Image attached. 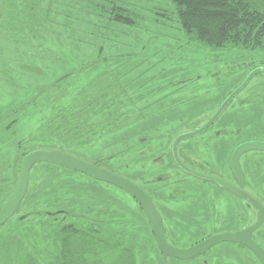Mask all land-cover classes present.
Wrapping results in <instances>:
<instances>
[{
	"label": "rangeland",
	"instance_id": "374dc122",
	"mask_svg": "<svg viewBox=\"0 0 264 264\" xmlns=\"http://www.w3.org/2000/svg\"><path fill=\"white\" fill-rule=\"evenodd\" d=\"M129 1L136 7L144 9L155 7L154 4L156 5L157 2L167 3L166 0ZM261 7H264V0H261ZM143 13L151 17L149 11H143ZM56 18L55 27L61 28L60 20H58L61 17L56 16ZM102 26L96 30L99 36L98 45L106 42V39L110 40L111 37H114L111 31L102 30ZM114 29L116 30L115 27ZM150 29L148 34L139 29H125L123 33L130 34L133 37L132 41H135V49L130 48L129 50V52L133 51V55L121 59L114 58V61L118 62L116 72L119 75L125 74L123 77L125 81L136 79L131 85L132 90H138L136 94H140V97L145 95L137 103V106L135 105L130 110L131 120L120 130L104 135L89 146L72 148L69 153L92 163L98 162L109 170L119 174L122 172L121 175L124 174L139 181L143 178L150 179L151 184V177L157 173L154 169L155 173L150 174L151 169H148V161L153 158V155L161 153L164 149H170L172 141L180 133L192 128L193 125L201 124L206 118L208 119L216 111L215 109L224 94L235 86L249 69L238 68V64L246 62L252 65L259 62L264 54L257 50L226 51L220 55L222 62L216 63L207 50H199L185 44L186 37L183 36L184 34L182 35L181 28L174 26L171 29L163 27L158 30L154 27H150ZM151 34L157 35L158 42H148V37ZM44 37L42 42L50 50V53L44 52L50 56L54 68L52 70V67L50 68L44 63L40 65L43 68L42 72L37 70L35 73L40 75L27 80L31 74L25 75L26 69L31 65H28L29 60L26 59L32 58L34 61L35 59L32 55L30 57L19 56L10 44L4 41V38L7 37L0 36V48H2L0 51V179H2L0 208L7 202L16 187L23 156L34 149L48 148L41 147V143H38L35 137L43 117L49 113L46 101L49 96L53 95V89H50L44 97L38 100L39 106L35 108L31 105L33 101L31 99L37 95L40 88L62 79L66 74L76 71L77 76L78 73H81V65L90 63L97 57L94 48L82 50L83 48L71 43L65 35L61 38L53 34L50 39V33H48ZM124 38L128 39L129 36L121 35L116 39L119 42ZM139 40L143 42L139 43ZM128 42L130 41L128 40ZM105 45L107 48L105 47L104 55L111 54L110 51L114 53L128 51L118 43L119 47L109 42ZM131 57H133L132 60ZM214 57L216 58V56ZM38 63L40 62H36L37 65ZM136 63H140V65L137 66ZM104 67H106L105 64ZM97 68L79 74L77 78L74 76L75 78L73 77L72 80H75L77 87L85 86L99 74L101 68ZM47 80H50L48 81L50 83L44 85ZM248 89L249 91L243 95L249 94L251 89L264 93V75L256 76L249 84ZM162 97L165 98L157 104L147 106ZM258 107L260 108L259 105ZM166 108L169 109L165 110ZM138 109L144 111L143 118L138 115ZM233 112L229 111L225 114L223 121H230L232 119L230 116L235 115ZM239 121L241 122V120ZM219 126L224 127L222 120L216 124L215 128ZM146 136L152 137L151 144V140L147 144L139 142L140 137ZM162 140L163 145L155 146L156 142ZM197 140L190 141L197 142ZM155 147H157L156 150ZM173 166L171 163L172 170ZM250 168V178L255 186L254 191L258 193L261 189L258 187L261 181H254L253 178L259 177L261 180V172L255 166ZM176 185L177 182L174 188L156 192L157 199H155L162 213L166 240L174 247L182 249L191 247L212 233L214 234L216 230L225 228L220 224L225 215L230 219L227 226L246 225L245 223L241 225L236 218H232L236 214L234 213L235 206L224 207L223 195L220 192L214 191L213 193V189L210 188L199 192L191 187L192 184L180 186L178 189ZM192 186H197V184ZM223 193L227 196L228 192L223 190ZM180 196H184L185 199L180 200ZM210 199V204H213L214 208L208 207ZM106 204H110L112 209L124 212L127 219L136 221L131 233L137 237L138 243L142 245V250L155 264H219V262L223 264H258L250 251L234 242L218 244L205 254L193 259L178 260L165 257L157 247L152 227L143 209L127 194L81 173L49 163L33 167L27 195L17 213L0 228V233L22 231L25 226L36 223L34 221L35 213H40L45 209L51 211L83 210L102 208ZM236 207V212L246 210L238 203ZM212 210L216 212L215 215ZM249 216L251 223L256 218L255 211L250 209ZM260 230L264 231V223ZM253 238L264 246V238H260L257 234ZM93 247V253L98 251L95 246ZM106 251L108 252V250Z\"/></svg>",
	"mask_w": 264,
	"mask_h": 264
},
{
	"label": "trees",
	"instance_id": "16d2710c",
	"mask_svg": "<svg viewBox=\"0 0 264 264\" xmlns=\"http://www.w3.org/2000/svg\"><path fill=\"white\" fill-rule=\"evenodd\" d=\"M166 1L165 4L157 2L155 7L144 9L129 0H0V36L7 37L4 41L19 56L32 55L35 59H26L31 65L26 69L25 75L31 74L27 80L39 76L35 73L37 70L42 72L40 65L44 63L52 70L54 68L50 56L44 52L50 53V50L42 42L48 33L50 39L53 34L59 37L65 35L82 50L91 47L96 50V59L81 65V73L77 74L101 68L89 84L77 87L72 80L76 76L75 71L52 83L47 80L44 85L50 84L40 88L31 99L35 108L39 106L38 100L53 89V95L46 101L49 113L43 117L35 137L41 147L69 152L72 148L91 145L104 135L120 130L131 120L130 110L145 95L140 97L136 94L138 90H132L131 85L136 79L125 81V74L119 75L115 70L118 62L114 58L130 57L133 55V51L129 52L130 48L135 49L133 37L123 33L127 28L148 34L150 27L158 30L177 26L186 37L185 44L207 50L213 58L226 51L264 52V7H261V0ZM143 11H149L151 17ZM56 16L61 17L58 19L61 28L55 27ZM101 25L102 30L111 31L114 37L98 45L96 30ZM121 35L129 38L118 42L116 38ZM107 42L118 43L128 51H110L111 54L104 55ZM148 42H158L157 35L151 34ZM20 61L23 62L22 59ZM36 62L40 63L37 65ZM104 64L106 67L103 68ZM144 114L142 109H138L141 118ZM95 164L103 166L98 162ZM102 183L122 191L139 205L123 190ZM34 221L35 224L25 226L20 232L0 233V264H155L131 233L136 221L127 219L124 212L112 209L110 204L83 210L45 209L35 213ZM93 246L98 250L95 253Z\"/></svg>",
	"mask_w": 264,
	"mask_h": 264
},
{
	"label": "flooded vegetation",
	"instance_id": "af4514ba",
	"mask_svg": "<svg viewBox=\"0 0 264 264\" xmlns=\"http://www.w3.org/2000/svg\"><path fill=\"white\" fill-rule=\"evenodd\" d=\"M261 53L264 54V52ZM213 59H214L213 61H216V63L222 62L220 56L219 58H213ZM262 67H264V57H262L261 60H259V62L253 63L252 65L247 64L246 62L239 63L238 68L244 70L246 68L249 69H247L245 76L242 79H240L235 86H233L231 89L228 90V92L224 94V96L220 99L217 105L218 107H216L215 110H217L224 102V100L244 82V80L254 69L262 68ZM259 74L264 75V71H259L258 73L253 75V77L249 80L248 84L244 88H242V90H240L237 94H235V96L230 100L228 106L223 111V113L209 127H207L198 135L182 140L178 144L177 153L182 163L186 165L188 168L200 172L203 176H195L192 173L183 169L181 166H179L173 156L172 148L176 138L180 134L190 132L195 129H199L203 127L212 118V116L215 114L216 111L212 113V115H210L208 119L206 118V120L201 124L198 125L196 124V126L193 125L192 128L180 133L172 141L170 149H164L161 153H157L153 155V158H151L148 161V166H149L148 169H151L149 172L150 174L153 172L155 173L154 169H156L157 173L151 177V184H150V179L146 180V178H143L141 179V181H139L133 177L131 178L127 177L124 174L123 176L137 183L151 197V199L153 200L154 204L158 209L159 207L156 204V200H155L157 199L156 192L167 191L171 187L174 188L176 182H177L176 186L178 187V189H180V186L183 187L189 184L192 185L197 184V186L191 185V187L196 190H199V192L200 191L204 192L205 188H210L211 190L213 189L212 190L213 193L214 191L220 192L221 195H223L222 200L223 203L225 204L224 207L235 206L234 213L236 214L232 218L233 219L236 218V220H238V222L241 225L244 223L246 225L239 226L236 224L232 226H227L230 223V219L225 215L222 222L219 221L221 225L225 226V228H220L216 230L214 234L222 231H241L246 227H248L251 223L256 221L258 213L254 205L249 200L240 196L239 194L234 193L233 191L221 187L218 183L209 179V177H215L221 179L223 181L232 184L237 188L242 189L243 191L251 194L254 198L259 200L261 204L264 205V149H260V148L250 149L241 152V155L239 156V164L241 168L240 178H237L235 176L232 168V158L238 155L239 152H237V149L241 147V145L254 141L264 142V93L262 92L259 93L258 90L251 89L249 94H247L246 96L243 95L245 94L246 91H249L248 89L249 84ZM258 105L260 106L261 109L258 107ZM168 109L169 108H166L165 110ZM165 110H161V111L163 112ZM229 111H234L233 113H235V115L232 114L230 116L232 118L230 119V121H223L225 114H227ZM220 120H222L224 127L219 126L215 128L216 124ZM239 120H241V122ZM192 139L193 140L198 139V140L197 142L190 141ZM152 141H153L152 137L150 136L139 138V142L142 144H147L148 142H150L151 144ZM156 145H163V140L156 142L155 146ZM149 147L151 148V146ZM156 149L157 147H155V150ZM141 151L143 150L141 149ZM235 151H236V155H233ZM170 161L174 165L173 170L172 167H170L171 165ZM216 162L218 165L216 164ZM137 165L139 166V164ZM140 166L143 167L145 165H140ZM253 166L257 167L261 172V180L259 177L257 179L253 178L254 181L256 180L261 181L259 182V186L256 183L258 187H261L260 192L258 191V193L254 191L255 186L253 184V180L250 178V170H251L250 167ZM121 173L122 172H120V174ZM223 190L228 192L226 193L227 196H225ZM184 199H185L184 196H180V200L183 201ZM208 202H209L208 207L214 208L213 204H210L211 199L208 200ZM237 203L241 205V207L246 208V210L236 212L237 207H240V206L236 207ZM250 209L255 211V215H256L255 220L251 223L249 220ZM212 212L215 215L216 212L214 210H212ZM260 228L254 231L251 235L252 239L255 242L256 240L253 237L256 234L260 238L262 239L264 238V231H261ZM214 234L212 233L211 235ZM258 244L262 248H264V246L261 243ZM242 247L248 250L246 247L244 246ZM256 260L258 261L257 258ZM258 264L261 263L258 261Z\"/></svg>",
	"mask_w": 264,
	"mask_h": 264
},
{
	"label": "water",
	"instance_id": "95a60500",
	"mask_svg": "<svg viewBox=\"0 0 264 264\" xmlns=\"http://www.w3.org/2000/svg\"><path fill=\"white\" fill-rule=\"evenodd\" d=\"M259 71H264V67L254 69L244 80V82L224 100L212 118L203 127L190 132L182 133L176 138L172 151L175 161L179 166L195 176H203L200 172L188 168L182 163L177 153L178 144L182 140L198 135L207 127H209L223 113L235 94L242 90V88L248 84L253 75ZM258 148L264 149V142H248L241 145V147L237 149V152H239L238 155L232 158V168L237 178H240L241 175V168L239 164V156L241 155V152ZM233 155H236V151ZM39 163H52L68 168L70 170L87 175L93 179L111 184L128 193L139 203L145 212L152 227L157 245L165 257H172L181 260L193 259L201 256L218 244L224 242H234L246 247L253 253V255L261 264H264V248H262L251 237L252 233L259 229L264 223V205L261 204V202L254 198L251 194L233 186L226 181L215 177H209V179L218 183L221 187L233 191L234 193L239 194L240 196L249 200L257 210V219L241 231H222L204 238L191 247L184 249L177 248L166 240L161 213L159 212L151 197L137 183L117 172L107 169L106 167L99 166L58 148L34 149L23 156L20 163V172L16 187L7 202L0 208V226L4 225L8 219L13 217L19 210V207L29 190L30 171L34 165Z\"/></svg>",
	"mask_w": 264,
	"mask_h": 264
}]
</instances>
